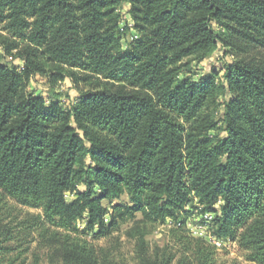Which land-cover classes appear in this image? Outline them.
Wrapping results in <instances>:
<instances>
[{
  "label": "trees",
  "instance_id": "obj_1",
  "mask_svg": "<svg viewBox=\"0 0 264 264\" xmlns=\"http://www.w3.org/2000/svg\"><path fill=\"white\" fill-rule=\"evenodd\" d=\"M123 2L141 34L125 50ZM219 44L264 49V0H0V47L23 61L0 53V191L58 229L51 264H124L81 235L127 221L138 264H217L182 225L164 245L147 240L194 200L216 236L264 264V60L227 63L219 82L181 77ZM61 71L93 85L70 108L27 92L31 76ZM6 249L0 264H13Z\"/></svg>",
  "mask_w": 264,
  "mask_h": 264
},
{
  "label": "rangeland",
  "instance_id": "obj_2",
  "mask_svg": "<svg viewBox=\"0 0 264 264\" xmlns=\"http://www.w3.org/2000/svg\"><path fill=\"white\" fill-rule=\"evenodd\" d=\"M130 10L131 4L128 2H123L118 9L122 16L120 35L123 50L141 37ZM244 50L246 51L244 53L237 52V50L230 51V49L219 44L218 48L203 61H198L194 57L188 58L185 62H188L189 65L182 66L181 77H191L194 80L214 77L219 82L227 63L241 59L264 60V49L260 47L250 45L246 46ZM0 53L4 56L5 63L11 65L15 62L18 68H23V61L15 60L1 47ZM92 87L93 85H88L86 82H77L69 73L61 71V73L55 74V77L38 74L31 76L26 90L35 96H41L47 104L59 102L67 109ZM219 100L222 102L223 96ZM214 113L219 125L222 126L224 106L219 104L214 109ZM66 197L68 200H72L76 195L67 192ZM129 202L127 195H123L119 200L114 201L116 204ZM103 203L110 206L108 201H103ZM201 208L202 205L194 200L186 206L183 215L178 220L168 218L164 223L149 225L147 240L151 245H164L171 240V228L182 225L187 235L202 238L217 248V264H234L235 262L251 264L246 260L245 253L239 247L237 240L222 237H219L220 240L211 239L215 237L210 228L215 213H203ZM41 215L40 209L21 205L11 198L4 197L0 191V240L7 247L6 257L9 262H13V264H51L54 245L51 235L58 229L42 217L39 218ZM138 216L141 217L140 214ZM106 221H110L109 215L106 216ZM131 225L132 221L122 223L120 228L114 231L110 237L95 236L94 234L99 231L98 227L93 233L86 232L81 236L89 240L97 249L112 252L124 264H138L135 255V240L130 239L126 234ZM86 226V219L78 222L80 231L84 230Z\"/></svg>",
  "mask_w": 264,
  "mask_h": 264
},
{
  "label": "built area",
  "instance_id": "obj_3",
  "mask_svg": "<svg viewBox=\"0 0 264 264\" xmlns=\"http://www.w3.org/2000/svg\"><path fill=\"white\" fill-rule=\"evenodd\" d=\"M206 216L208 217V214H206ZM210 217H212V216H210ZM222 238H223V237H222ZM211 239H212V240H220V238L217 237L216 235H215V237H212Z\"/></svg>",
  "mask_w": 264,
  "mask_h": 264
}]
</instances>
